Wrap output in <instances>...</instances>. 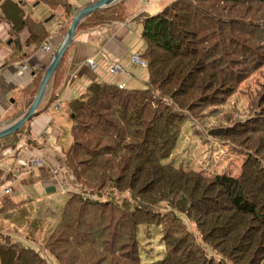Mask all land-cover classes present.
Instances as JSON below:
<instances>
[{"label": "trees", "instance_id": "trees-1", "mask_svg": "<svg viewBox=\"0 0 264 264\" xmlns=\"http://www.w3.org/2000/svg\"><path fill=\"white\" fill-rule=\"evenodd\" d=\"M24 3L0 0V23L9 28L5 65L27 57L19 43L24 30L25 46L34 50L48 36ZM32 4L57 12L66 34L69 0ZM128 14L118 2L85 17L76 31L125 21ZM134 22L142 28L145 87L93 83L64 104L69 128L57 141L73 189L56 223L36 216L31 199L2 206L0 264H264V86L246 115L219 112L264 67V0H173ZM66 53L50 79L49 103L56 100ZM42 75L19 93L24 107L0 125L22 116ZM31 118L0 139V155L23 139ZM185 123L241 155L239 174L208 177L165 163ZM152 226L161 229L163 257L142 263L154 249L152 238L139 239L140 228Z\"/></svg>", "mask_w": 264, "mask_h": 264}, {"label": "crops", "instance_id": "crops-1", "mask_svg": "<svg viewBox=\"0 0 264 264\" xmlns=\"http://www.w3.org/2000/svg\"><path fill=\"white\" fill-rule=\"evenodd\" d=\"M94 1L96 0H69L72 15L75 16L80 9ZM172 1L118 0L114 4L122 2L128 10L129 14L125 21L75 32L67 48L65 71L55 93L56 100L49 103L52 92L50 80L37 107V110L44 109V111L27 123L24 137L20 140L22 146L17 148L13 155L5 156L4 152L7 149H13L14 146L8 147L0 155V210L8 201L21 204L27 199L32 200L33 206L36 202L39 208L55 205L58 200H61L64 205L68 192L73 189L70 174L61 168V147L57 141L61 132L69 128L64 104L79 97L93 83L122 86L125 90L143 89L148 81V70L131 62L134 55L140 59L144 51V44L140 37L142 28L139 23L134 22V19L143 13L154 15ZM152 11H155L154 14L151 13ZM45 16L51 18L46 24L44 23L47 38L38 49L34 50L33 46H25L29 34L24 30L19 35V43L27 57L22 63L16 62L11 65L4 64L9 55V28L6 24L0 23V42L2 43L0 48V122L24 107L25 101L19 97V93L33 81L35 76L44 72L52 54L61 44L63 38L61 31L64 30L66 23L61 21L58 14L46 12ZM33 21L41 22L36 19ZM43 46H47L49 50H42ZM88 60H92V66L87 65ZM114 64L120 66L122 71L110 73V68ZM18 66H23L20 74L17 73ZM4 126L6 125L2 123L0 130ZM24 140H29L31 144H25ZM37 159L43 161L44 166L27 168L24 165ZM55 170H58V173H55ZM6 189L10 190V194L4 193ZM40 217L44 216L40 213Z\"/></svg>", "mask_w": 264, "mask_h": 264}, {"label": "rangeland", "instance_id": "rangeland-1", "mask_svg": "<svg viewBox=\"0 0 264 264\" xmlns=\"http://www.w3.org/2000/svg\"><path fill=\"white\" fill-rule=\"evenodd\" d=\"M14 1L25 2V10L29 13L31 19L40 20L42 23H45L47 20L45 16L46 12L57 15V12H53L43 5H33V0ZM154 12L155 11H152L151 13L154 14ZM262 86H264V67L254 72L243 81L239 85L235 94L225 105H223V107L220 108L219 112L221 114H230L234 117H242L246 115L247 107L255 98L256 94L261 90ZM213 120L214 118H210V121ZM195 129L200 130L198 126L192 127L189 123L183 125L175 149L170 158L164 162L170 163L174 167L183 170H194L208 177L222 174L236 177L237 173H239L241 161L243 160L242 156L232 152L226 146L213 143L212 140H207V137L203 132L196 134L194 131ZM20 138L21 137L17 138L16 145L19 143ZM62 205L63 202L58 200L55 205L52 204L39 208L38 204L35 202V215L37 214V216L40 217L41 213L45 218L49 220L51 219L56 223L61 217ZM139 233V239L142 237H145V239L152 238L151 246L154 249L150 258L142 255V263L162 259L163 252L158 244L161 237V229L156 226L143 227L140 228ZM141 250H144L143 246L141 247ZM159 251L160 254L157 256L155 253H159Z\"/></svg>", "mask_w": 264, "mask_h": 264}, {"label": "water", "instance_id": "water-1", "mask_svg": "<svg viewBox=\"0 0 264 264\" xmlns=\"http://www.w3.org/2000/svg\"><path fill=\"white\" fill-rule=\"evenodd\" d=\"M117 0H96L89 4L88 6L80 9L75 16L72 18L71 23L68 27L66 34L63 36L62 41L58 49L52 54L51 60L46 66L41 82L39 84L38 91L34 100L32 101L31 105L27 108V110L22 114V116L14 121L13 123L4 126L0 130V139L7 137L16 131H18L35 113L37 107L39 106L46 89L47 84L50 82L53 73L55 72L59 61L61 60L64 53L67 51L77 29L79 23L90 14L94 13L95 11L101 10L108 6L114 4ZM51 18H47L45 21L48 22Z\"/></svg>", "mask_w": 264, "mask_h": 264}, {"label": "built area", "instance_id": "built-area-1", "mask_svg": "<svg viewBox=\"0 0 264 264\" xmlns=\"http://www.w3.org/2000/svg\"><path fill=\"white\" fill-rule=\"evenodd\" d=\"M42 50L47 51V50H49V48H48L47 46H43V47H42ZM131 62H132L133 64H136V65H140V66L145 67V63H143V62L139 59V57H138L137 55H134V56L132 57ZM86 63H87V65H89V66H92V65H93V64H92V60H88ZM17 69H18V70H17V73L20 74V73L22 72V70H23V66H18ZM121 71H122L121 67L118 66V65H116V64L112 65L111 68H110V73H117V72H121ZM118 88L121 89L122 86H119ZM20 140H21V139H20ZM20 140H19V143L17 144V147L22 146V142H20ZM14 152H15V149H7V150L4 152V155H5V156H10V155H13ZM24 165H25L27 168H28V167H31V166H44V162L41 161V160H38V159H37V160H34L33 162L24 163ZM54 172H55V173H58V170H55ZM4 193L7 194V195L10 194V190L6 189V190L4 191Z\"/></svg>", "mask_w": 264, "mask_h": 264}, {"label": "bare ground", "instance_id": "bare-ground-1", "mask_svg": "<svg viewBox=\"0 0 264 264\" xmlns=\"http://www.w3.org/2000/svg\"><path fill=\"white\" fill-rule=\"evenodd\" d=\"M73 17H74V16H73ZM17 148H19V147H17V145H15V147H14L13 149H15V150H16Z\"/></svg>", "mask_w": 264, "mask_h": 264}]
</instances>
